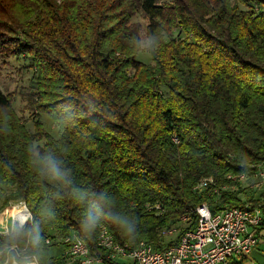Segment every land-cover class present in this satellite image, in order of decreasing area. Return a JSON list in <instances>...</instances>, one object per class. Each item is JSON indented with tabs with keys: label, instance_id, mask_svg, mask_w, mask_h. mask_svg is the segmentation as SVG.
<instances>
[{
	"label": "trees",
	"instance_id": "1",
	"mask_svg": "<svg viewBox=\"0 0 264 264\" xmlns=\"http://www.w3.org/2000/svg\"><path fill=\"white\" fill-rule=\"evenodd\" d=\"M139 10L147 38L160 36L149 64L136 58ZM23 55L37 71L33 108L50 115L58 137L38 121L31 132L0 87V203L9 192L25 202L40 264H79L60 240L73 232L103 252L101 224L117 241L165 250L196 227L199 205L215 213L264 202L263 190L221 188L264 159V0H0V60ZM38 136L46 142L36 148L61 162L68 183L34 164ZM209 177L216 184L197 190ZM89 208L99 222L85 232ZM117 218L135 225L134 237ZM54 245L63 246L55 255Z\"/></svg>",
	"mask_w": 264,
	"mask_h": 264
},
{
	"label": "built area",
	"instance_id": "2",
	"mask_svg": "<svg viewBox=\"0 0 264 264\" xmlns=\"http://www.w3.org/2000/svg\"><path fill=\"white\" fill-rule=\"evenodd\" d=\"M179 142V136H172ZM227 179L236 188L239 184L253 190L264 191V159L248 166L241 174H228ZM213 177L203 178L196 186L204 190L215 185ZM225 189L226 186H222ZM219 193V188H214ZM23 206L30 214L26 226L32 221V214L25 202ZM149 209L160 210L156 204ZM198 222L194 229L186 231L180 242L165 250H157L146 239L137 238L120 242L115 239L105 224H101L97 234V245L103 252H92L86 241L75 232L60 238L64 245V256L79 264H241L259 242L258 227L264 224V202L246 203L238 207H225L213 212L208 204L197 206ZM182 221L187 216L181 217ZM18 223L12 218L11 226ZM172 228L168 233H174ZM48 237L46 242L51 243Z\"/></svg>",
	"mask_w": 264,
	"mask_h": 264
},
{
	"label": "rangeland",
	"instance_id": "3",
	"mask_svg": "<svg viewBox=\"0 0 264 264\" xmlns=\"http://www.w3.org/2000/svg\"><path fill=\"white\" fill-rule=\"evenodd\" d=\"M160 2H171V0H159ZM257 8L258 5H255ZM240 8L247 9V7L240 5ZM132 21L141 27V39L147 40V25L148 19L145 14L139 10L135 16L132 18ZM174 35H178V31H174ZM186 35L183 33L182 37ZM167 39V38H166ZM138 60L144 63H152L153 59L151 55L137 54L136 57ZM36 78L37 71L32 67L31 58L29 56H17L7 58L5 60H0V87L6 93L9 94L13 99V108L16 113L22 117L25 125L31 132H35L36 121L40 122L43 126V129L54 137H58V127L54 124L52 118L48 113L39 112L34 110L32 99L36 98ZM46 142L45 138L38 136L35 141V146L42 147ZM226 188L224 191H233L236 188H233L232 185L224 183ZM243 193L242 197H251L252 195H257L260 193V189L253 190L243 184ZM8 195H11L3 198L0 203V216H5V219L0 221L4 222L6 218H9V223L11 227L12 216L8 213L15 209L23 207L24 201H18L12 197V193L9 192ZM10 199V200H9ZM217 199V198H216ZM4 204V206H3ZM30 217V216H29ZM3 231V230H2ZM6 231V230H4ZM54 233V232H53ZM57 233V232H56ZM62 246V245H61ZM53 246L50 249V252L55 255L62 251L63 246ZM243 264H264V237H260L258 244L253 249V252L248 255V258Z\"/></svg>",
	"mask_w": 264,
	"mask_h": 264
},
{
	"label": "clouds",
	"instance_id": "4",
	"mask_svg": "<svg viewBox=\"0 0 264 264\" xmlns=\"http://www.w3.org/2000/svg\"><path fill=\"white\" fill-rule=\"evenodd\" d=\"M160 37L158 33L153 34L147 40L136 41V51L140 54H154L159 47ZM30 156L41 171V174L61 183H68V172L51 154H41L36 146L29 148ZM83 200V196H78ZM125 234L129 237L135 235V225L128 220L117 218ZM99 222V216L89 208L84 216L82 228L85 232L95 230ZM26 221L13 224L5 234L6 242L0 243V264H40V249L42 241L36 226L24 228Z\"/></svg>",
	"mask_w": 264,
	"mask_h": 264
},
{
	"label": "bare ground",
	"instance_id": "5",
	"mask_svg": "<svg viewBox=\"0 0 264 264\" xmlns=\"http://www.w3.org/2000/svg\"><path fill=\"white\" fill-rule=\"evenodd\" d=\"M8 214L9 215L11 214L10 216L14 217L15 220H17L18 223L20 221H22V220L27 222L30 219V217H29L30 214H29V212L26 210V208L24 206L21 207V208H15V209L11 210ZM6 221H7V218H6V220L4 222H1L0 225L6 227V224H7Z\"/></svg>",
	"mask_w": 264,
	"mask_h": 264
},
{
	"label": "crops",
	"instance_id": "6",
	"mask_svg": "<svg viewBox=\"0 0 264 264\" xmlns=\"http://www.w3.org/2000/svg\"><path fill=\"white\" fill-rule=\"evenodd\" d=\"M5 219V216H0V221H2V220H4ZM6 227H4V226H2V225H0V234H6L7 233V231L9 230V228H10V223H9V218H7V221H6ZM6 228V229H5ZM3 230V231H2ZM4 230H6V231H4ZM260 237H264V229L263 230H261L260 231ZM260 237H259V239H260ZM252 252H253V250H252ZM251 252V253H252ZM250 253V254H251ZM248 258V257H247ZM246 260V259H245ZM245 260L241 263V264H243L244 262H245Z\"/></svg>",
	"mask_w": 264,
	"mask_h": 264
}]
</instances>
